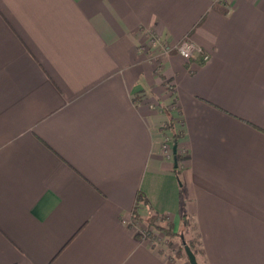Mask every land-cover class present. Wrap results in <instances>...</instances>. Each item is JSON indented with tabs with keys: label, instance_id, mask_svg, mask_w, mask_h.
Here are the masks:
<instances>
[{
	"label": "crops",
	"instance_id": "1",
	"mask_svg": "<svg viewBox=\"0 0 264 264\" xmlns=\"http://www.w3.org/2000/svg\"><path fill=\"white\" fill-rule=\"evenodd\" d=\"M134 211L264 264V0H0V264H187Z\"/></svg>",
	"mask_w": 264,
	"mask_h": 264
},
{
	"label": "trees",
	"instance_id": "2",
	"mask_svg": "<svg viewBox=\"0 0 264 264\" xmlns=\"http://www.w3.org/2000/svg\"><path fill=\"white\" fill-rule=\"evenodd\" d=\"M166 111L168 114H170V108L166 106ZM165 128L173 131V143H177V140L179 137L182 136L181 131L178 133H174V125L172 122V118L169 116V120L165 123ZM175 159L178 162L181 159V156L178 153H175ZM137 202H144L146 203V199L143 196L142 193L137 194ZM133 218L136 220H142L146 222V226L149 228H152L154 230H162L165 235L167 236L166 239V245L168 247H171L175 240L178 241V249L176 252H178L177 255L182 254L186 258L187 264H189L188 259L184 252V246L183 242L185 241L186 244L189 245L191 250L195 253L198 262H200V258H203V251L199 245L198 242V235L195 234L196 230L195 227L190 219V217L186 213H182L181 220L179 223V228L177 230H174L173 223L169 221L164 215H159L157 213H151L149 216H147L146 219H141L139 215L136 213V211L133 212ZM166 221L164 225H160L157 222H163ZM150 234V233H149ZM151 236V235H150ZM204 263V262H203Z\"/></svg>",
	"mask_w": 264,
	"mask_h": 264
},
{
	"label": "built area",
	"instance_id": "3",
	"mask_svg": "<svg viewBox=\"0 0 264 264\" xmlns=\"http://www.w3.org/2000/svg\"><path fill=\"white\" fill-rule=\"evenodd\" d=\"M145 48L149 51L155 52L156 54L158 53L161 56H168L171 51L175 50L180 56L187 60L202 52L201 47L190 39H182L177 43H170L152 29H148L146 31ZM166 146L167 145L165 144V147ZM124 222H127L132 227L138 229L140 236L147 238L151 243L158 245H162L164 243V239L161 234L154 231L152 228L145 226L141 221L131 218Z\"/></svg>",
	"mask_w": 264,
	"mask_h": 264
},
{
	"label": "rangeland",
	"instance_id": "4",
	"mask_svg": "<svg viewBox=\"0 0 264 264\" xmlns=\"http://www.w3.org/2000/svg\"><path fill=\"white\" fill-rule=\"evenodd\" d=\"M168 130V133H167V135H168V137H169V144L171 145V144H173V131L172 130H169V129H167ZM174 133H175V131H174ZM166 144H168L167 142H166ZM181 153H183V150H181L180 151V154ZM158 224H160V225H164L162 222H157ZM143 224L146 226V222H144L143 221ZM154 230V229H153ZM154 231H156V232H158L159 234H161L162 236H163V239H164V243H163V246H165L172 254H171V256H181L182 254H180V255H177L178 254V252H176L177 251V249H178V241L177 240H175V242L173 243V245L171 246V247H168L165 243V241H166V239H167V236L165 235V233L162 231V230H159V229H157V230H154ZM195 234H196V232H195ZM197 235V234H196ZM169 256H170V254H168ZM183 256V255H182ZM200 260V262H201V264H204L203 263V261H202V258H200L199 259Z\"/></svg>",
	"mask_w": 264,
	"mask_h": 264
},
{
	"label": "water",
	"instance_id": "5",
	"mask_svg": "<svg viewBox=\"0 0 264 264\" xmlns=\"http://www.w3.org/2000/svg\"><path fill=\"white\" fill-rule=\"evenodd\" d=\"M183 246H184V252L188 259L189 264H200L197 260L195 253L191 250L189 245L185 243V241L183 242Z\"/></svg>",
	"mask_w": 264,
	"mask_h": 264
}]
</instances>
